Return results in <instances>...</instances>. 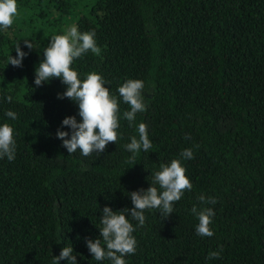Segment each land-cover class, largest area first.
<instances>
[{
	"label": "trees",
	"instance_id": "obj_1",
	"mask_svg": "<svg viewBox=\"0 0 264 264\" xmlns=\"http://www.w3.org/2000/svg\"><path fill=\"white\" fill-rule=\"evenodd\" d=\"M17 4L13 25L0 28V126L13 128L17 145L13 161L0 159V264H52L64 247H73L78 264H111L96 261L85 242L99 238L102 209L131 208L129 193L149 188L173 159L192 189L167 219L159 209L145 211L142 227L127 217L137 250L126 264H264V0ZM74 25L95 30L101 51H88L72 68L81 80L101 74L119 102L116 144L87 157L68 154L56 137L65 117L80 119L77 104L57 98L66 85L59 78L34 83L50 39ZM19 43L29 55L13 67L8 57ZM129 79L144 81L147 105L131 125L117 91ZM140 123L152 147L130 159L125 145L139 139ZM185 149L193 159L181 157ZM201 195L217 203L204 204ZM194 205L214 210L212 237L196 234ZM212 251L220 258L208 259Z\"/></svg>",
	"mask_w": 264,
	"mask_h": 264
},
{
	"label": "clouds",
	"instance_id": "obj_2",
	"mask_svg": "<svg viewBox=\"0 0 264 264\" xmlns=\"http://www.w3.org/2000/svg\"><path fill=\"white\" fill-rule=\"evenodd\" d=\"M19 15L17 0H0V28L8 29L14 19ZM95 30L79 32L77 26H71L65 34L54 35L50 39L48 47L43 52V60L35 69L34 83L37 87L48 83L53 78H59L66 85L63 93H58V99L68 98L78 105L76 116H67L63 119L60 128L57 129L56 137L60 139L62 147L67 149L68 154L77 150L85 157L92 153L107 151L109 144H116L119 134V102L110 94L109 88L105 87L103 76L96 72L87 74L81 80L76 70L72 68L73 61L86 54L88 51L99 54L101 49L96 43ZM29 52L35 48L30 40L23 41ZM16 56L8 57V64L13 67H22V61L29 52L21 50L20 43L17 45ZM145 83L139 79H129L118 89L123 102L128 104L130 110L123 113L124 119L129 124L135 121L137 113L145 112L147 105L143 94ZM11 97L7 101L11 102ZM6 116L15 120L17 115L13 111L6 112ZM64 127L70 131H63ZM139 139L131 137V142L125 145L127 151L132 153L130 159H135L138 152H147L152 147L149 139L147 125L140 123L138 126ZM16 140L13 128L5 123L0 126V159L7 157L13 161L16 155ZM184 159H193L191 149H185L181 153ZM159 185V189L154 185ZM151 186L147 189H139L129 193L132 207L122 210H113L109 206L102 209L99 238L92 240L85 238L89 253L96 261L109 260L111 264H126L125 256L134 255L137 250V241L133 235L136 227L127 217L143 226L146 221L145 211L159 209L160 214L169 218L174 213L175 203L180 201L184 192L191 191L192 182L186 176V168L181 161L173 159L170 164H161L160 170L154 173ZM199 201L204 204L217 203L214 197L205 198L199 196ZM198 218L195 232L201 237H212L213 230L210 228L215 212L212 208L205 207L198 210L194 205L191 209ZM164 219V220H165ZM73 247H64L58 256H54L52 264H60L61 260H67L68 264H78ZM221 253L212 251L208 259H219Z\"/></svg>",
	"mask_w": 264,
	"mask_h": 264
},
{
	"label": "rangeland",
	"instance_id": "obj_3",
	"mask_svg": "<svg viewBox=\"0 0 264 264\" xmlns=\"http://www.w3.org/2000/svg\"><path fill=\"white\" fill-rule=\"evenodd\" d=\"M70 27H66V28H62L61 30H59V35H63L66 31H65V29H69ZM55 33H56V30L54 31Z\"/></svg>",
	"mask_w": 264,
	"mask_h": 264
}]
</instances>
